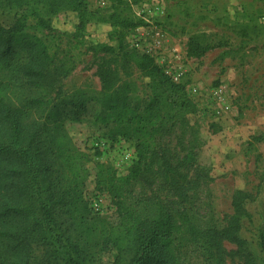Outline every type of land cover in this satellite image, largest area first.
<instances>
[{
  "label": "rangeland",
  "instance_id": "374dc122",
  "mask_svg": "<svg viewBox=\"0 0 264 264\" xmlns=\"http://www.w3.org/2000/svg\"><path fill=\"white\" fill-rule=\"evenodd\" d=\"M86 5L83 25L75 12L63 11L44 28L25 18L23 9L11 7H0V24L22 22L25 31L44 41L62 94L83 90L92 95L100 90L96 70L103 62V53L93 47L114 46L112 32L122 22L134 23L125 29V44L153 57L161 72L181 86L188 105L156 135L152 155L139 151L136 139L118 134L114 124L95 122L94 114L102 111L97 101L77 113L79 120L64 121L75 146L87 155L83 214L94 229L79 241L85 262L130 264L126 238L108 230L119 224L117 193L158 197L172 210H183L162 187V159L186 177V205L201 225L212 220L224 225L232 213L233 194L238 190L250 194L244 206L251 217L242 220L239 236L257 249L264 230V0H86ZM191 43L210 48L190 55ZM108 61L118 83L128 84L130 105L142 108L152 96L151 78L119 55ZM187 152L194 156L190 164L183 160ZM147 165L153 184L131 186L126 178L132 168ZM105 238L112 244L108 246ZM225 247L235 248L228 243ZM177 251L184 264H205L186 235L177 241ZM33 254L42 256V248ZM226 260L240 264L237 256Z\"/></svg>",
  "mask_w": 264,
  "mask_h": 264
},
{
  "label": "trees",
  "instance_id": "16d2710c",
  "mask_svg": "<svg viewBox=\"0 0 264 264\" xmlns=\"http://www.w3.org/2000/svg\"><path fill=\"white\" fill-rule=\"evenodd\" d=\"M0 7L23 9L25 18L44 28L63 11L75 12L83 25L88 12L86 0H0ZM122 24L112 32L114 46L93 47L103 53V62L96 70L100 90L92 95L83 90L62 94L44 41L25 31L22 22L0 24V264H87L79 246L83 234L94 229L83 214L87 155L73 143L64 127L66 119L79 120L77 113L97 101L102 111L94 114L95 122L114 124L118 134L136 139L137 149L152 155L156 135L187 108L181 86L161 72L153 57L125 44V29L136 24ZM209 48L191 43L188 53L201 55ZM114 54L151 78L152 96L142 108L130 105L128 84L118 83L108 65ZM183 160L190 164L194 156L187 152ZM160 169L162 187L176 197L182 211L172 210L158 197L115 195L119 224L108 230L126 238L130 264H184L177 251L184 235L196 244L205 264H226L233 256L240 264H264V230L257 249L239 236L242 220L251 217L244 206L250 194H233L232 213L224 225L213 220L201 225L186 205V177L166 159ZM151 174V165L134 166L126 179L131 186H151ZM225 243L235 248L228 250ZM39 247L42 256L33 254Z\"/></svg>",
  "mask_w": 264,
  "mask_h": 264
}]
</instances>
